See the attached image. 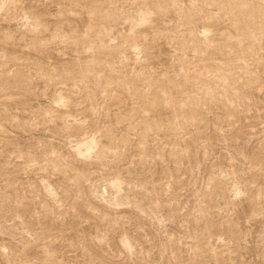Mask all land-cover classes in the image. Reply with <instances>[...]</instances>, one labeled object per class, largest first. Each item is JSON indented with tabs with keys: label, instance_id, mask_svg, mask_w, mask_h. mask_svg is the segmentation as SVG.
Masks as SVG:
<instances>
[{
	"label": "rangeland",
	"instance_id": "rangeland-1",
	"mask_svg": "<svg viewBox=\"0 0 264 264\" xmlns=\"http://www.w3.org/2000/svg\"><path fill=\"white\" fill-rule=\"evenodd\" d=\"M0 264H264V0H0Z\"/></svg>",
	"mask_w": 264,
	"mask_h": 264
},
{
	"label": "bare ground",
	"instance_id": "bare-ground-1",
	"mask_svg": "<svg viewBox=\"0 0 264 264\" xmlns=\"http://www.w3.org/2000/svg\"><path fill=\"white\" fill-rule=\"evenodd\" d=\"M249 18V17H248ZM249 22H253V17L248 20ZM247 23V22H246ZM251 27V26H250Z\"/></svg>",
	"mask_w": 264,
	"mask_h": 264
}]
</instances>
